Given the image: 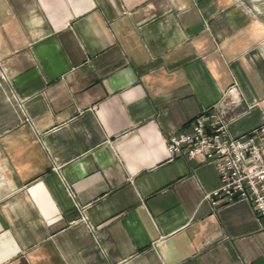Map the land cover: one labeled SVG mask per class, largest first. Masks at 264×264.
<instances>
[{
	"label": "crops",
	"instance_id": "crops-1",
	"mask_svg": "<svg viewBox=\"0 0 264 264\" xmlns=\"http://www.w3.org/2000/svg\"><path fill=\"white\" fill-rule=\"evenodd\" d=\"M233 82L240 135L264 0H0V264H264V217L164 142Z\"/></svg>",
	"mask_w": 264,
	"mask_h": 264
},
{
	"label": "built area",
	"instance_id": "built-area-1",
	"mask_svg": "<svg viewBox=\"0 0 264 264\" xmlns=\"http://www.w3.org/2000/svg\"><path fill=\"white\" fill-rule=\"evenodd\" d=\"M240 102L237 83L233 82L216 104L165 137L164 142L170 158H196L201 164L214 166L219 187L204 195L213 206L242 200L251 204L257 216L264 217V121L246 133L231 135L229 124L238 116L234 107ZM80 210V219L86 221Z\"/></svg>",
	"mask_w": 264,
	"mask_h": 264
}]
</instances>
